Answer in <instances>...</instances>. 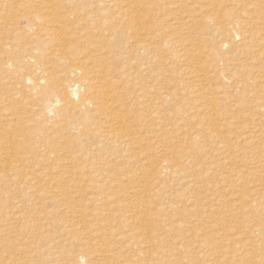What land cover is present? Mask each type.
I'll use <instances>...</instances> for the list:
<instances>
[{"label": "rangeland", "instance_id": "rangeland-1", "mask_svg": "<svg viewBox=\"0 0 264 264\" xmlns=\"http://www.w3.org/2000/svg\"><path fill=\"white\" fill-rule=\"evenodd\" d=\"M53 1L0 0V264H264V0Z\"/></svg>", "mask_w": 264, "mask_h": 264}, {"label": "bare ground", "instance_id": "bare-ground-1", "mask_svg": "<svg viewBox=\"0 0 264 264\" xmlns=\"http://www.w3.org/2000/svg\"><path fill=\"white\" fill-rule=\"evenodd\" d=\"M51 2L54 3L53 0H51ZM49 14H50V16L52 18V21L57 25V28H58L59 32L62 33L63 32V26L60 23V20H59V17L57 15V13L55 11L49 10ZM231 32H232V36H233L232 38H234V39L241 35L234 28H231ZM69 46H70V44H69ZM72 50H75V48H73ZM67 51H68V48H67ZM198 71L199 72L203 71V66H199L198 67ZM106 75H108V77L110 76V74L107 72V70L104 69L102 71V76L103 77H106ZM31 80L32 79L29 78V81H31ZM104 80L107 81V78H104ZM207 80H208L207 76L204 75V76L201 77V81L202 82L205 83V82H207ZM26 81H27V79H26ZM35 82L36 81H34V84H35V87H36L35 89H37V88L38 89L39 88L42 89L40 83H35ZM33 86H31V87H33ZM111 88H112V84L109 83L108 88L106 90V92H107L108 95L105 94L104 97H103L104 99H111V97H112V99L114 98V100L116 99V96L113 95V91H112ZM64 90H65L66 94L68 95V97L71 98L72 100L78 98L79 95H80L79 86L68 85ZM103 98H102V100H104ZM59 103H60V101H59V99H58V97L56 95L48 96L45 99V107H44V111L46 112V114L49 115V116H55L57 118L58 117V114H59V111H60V105H59ZM106 107H107V105H106ZM108 109L110 111H112L113 116L116 118V120L113 122V125L115 127V130H114V133H105V134H103L101 136L104 137L105 141H109L111 138H113L115 140H121V139H123L125 137V134H124L125 133V130H124L125 129L124 128V121L122 119L118 118V113L116 111H114L115 109L113 107L108 106ZM14 146H16V143L13 142V141H11L10 147H14ZM168 163H166V164L168 165ZM155 176H157V175H155ZM184 185L185 186H188L189 188L192 187V186L195 187L196 186V181H192V179L191 180H187V181H185ZM81 260L79 261V263L80 262H83Z\"/></svg>", "mask_w": 264, "mask_h": 264}]
</instances>
